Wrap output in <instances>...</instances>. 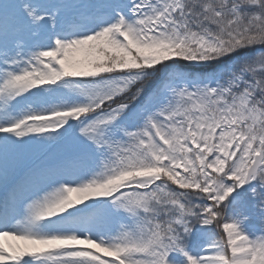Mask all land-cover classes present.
Listing matches in <instances>:
<instances>
[{
  "label": "snow or ice",
  "instance_id": "1",
  "mask_svg": "<svg viewBox=\"0 0 264 264\" xmlns=\"http://www.w3.org/2000/svg\"><path fill=\"white\" fill-rule=\"evenodd\" d=\"M0 264H264V0H0Z\"/></svg>",
  "mask_w": 264,
  "mask_h": 264
}]
</instances>
